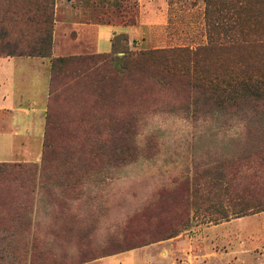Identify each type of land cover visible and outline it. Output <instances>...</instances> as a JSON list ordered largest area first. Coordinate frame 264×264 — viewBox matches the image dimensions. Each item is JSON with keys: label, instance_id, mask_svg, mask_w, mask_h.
<instances>
[{"label": "rangeland", "instance_id": "374dc122", "mask_svg": "<svg viewBox=\"0 0 264 264\" xmlns=\"http://www.w3.org/2000/svg\"><path fill=\"white\" fill-rule=\"evenodd\" d=\"M147 1L55 0V23L84 20L134 26L135 22V30L129 31L133 37L119 36L120 49L113 55L114 64L124 57L123 50L139 52L169 47L196 50L209 44L207 0H149L157 2L153 11L145 9ZM241 2L248 4L251 11L264 9V0ZM1 3L5 7L7 1ZM213 8L222 9L219 4ZM58 42L65 51L70 40L59 38ZM105 53H112L111 47ZM113 71L114 67L108 66L106 76ZM86 90L83 86L71 94L77 96ZM144 90V106L136 128L127 137L123 160L113 153L105 159L100 157L106 148L104 140L113 149L118 137L109 110L101 104L77 100L71 94L56 102L53 122L63 126H56L51 134L52 170L46 174L39 172L34 183L27 179H6L0 183L2 197H21L18 204L0 206V264H177L175 256L167 262L168 258L161 254L164 247L158 243L126 252L123 249L138 241L139 231L159 228L154 223L146 225L140 216L147 211L154 214L163 192H173L186 185L202 189L199 214L192 212V217L195 216L189 230L167 241L196 237L202 233L197 231L206 226L245 218L244 222L212 232L222 234L243 228L247 233L246 245L252 247L259 238L264 248V212L257 218H254L257 214L238 218L233 215L234 209L225 205L223 209L230 213V218L216 222L215 217L221 214L208 215L201 178H220L218 186L224 191L227 187L242 190L255 183L263 185L264 145L255 147L264 142V111L195 115L186 106H164L162 102H169L172 95L160 91L156 85L150 84ZM184 102L185 99L181 103ZM33 119V115L23 118L21 126L28 128ZM35 120V134L40 135L46 124H42L41 114ZM5 141L0 138V161L34 164L27 156L14 154L10 146L14 142L26 144L23 138L10 140L8 145ZM30 143L34 149L37 147L38 155L42 153L36 164L40 167L45 143L42 152L38 143L34 140ZM170 211L163 213V222L180 213L178 206ZM217 246L221 249L224 244L218 242ZM239 258L242 264L251 260L247 255Z\"/></svg>", "mask_w": 264, "mask_h": 264}, {"label": "trees", "instance_id": "16d2710c", "mask_svg": "<svg viewBox=\"0 0 264 264\" xmlns=\"http://www.w3.org/2000/svg\"><path fill=\"white\" fill-rule=\"evenodd\" d=\"M1 1L0 56L51 59V80L42 165L0 163V183L6 179H27L34 183L39 172L46 174L52 170L51 134L56 126L62 125L53 122V106L83 86L87 88L86 92L71 95L77 100L101 104L112 114L111 119L114 118L112 127L118 137L114 140L116 145L113 149L104 140L106 148L100 153L104 159L111 157L112 153L119 160L125 159L127 137L136 128L137 117L144 106V88L150 84L172 95L169 102H162L164 106H186L195 115L264 111V9L251 11L249 5L241 0H207L210 21L207 46L196 50L188 47L139 52L123 50L124 57L114 64L113 55L120 49L119 36L113 39L112 53L53 57L55 0H5V7ZM217 4L222 9L215 10L213 7ZM110 65L114 71L106 76V68ZM184 99L185 102L181 103ZM262 144L264 142L260 141L255 148ZM201 178L204 181L202 200L208 215L210 212L212 216L221 214L214 216L216 222L230 218V213L223 209L225 205H230L234 209L233 215L238 218L264 212V183H255L242 190L227 187L224 191L218 186L220 178ZM201 190L186 185L173 192H163L156 204L158 206L154 207V214L147 211L140 216L146 225L154 223L159 228L139 231L138 241L124 248L123 252L171 240L189 230L195 216L192 214L194 211L199 214ZM20 201L21 197L0 195L2 207ZM174 206L179 207L180 213L163 222V213L170 214Z\"/></svg>", "mask_w": 264, "mask_h": 264}, {"label": "crops", "instance_id": "0c3cea01", "mask_svg": "<svg viewBox=\"0 0 264 264\" xmlns=\"http://www.w3.org/2000/svg\"><path fill=\"white\" fill-rule=\"evenodd\" d=\"M148 1L145 9L150 11L157 9L155 0ZM135 28V25H111L84 20H66L64 23L56 21L53 57L86 55L87 52L105 53L110 47L113 49L115 36L125 34L133 37L129 31H133ZM59 30L63 31L59 38L70 40V43L65 42L67 44L65 45L66 52L58 42V36L61 32ZM50 80L51 59L0 57V138L6 140V145L10 144V140L15 141L23 138L26 144L18 145L14 142L10 146H12L14 154L18 152L25 155L26 158L30 159L28 161L33 163H38L42 155V153L38 155L37 147L34 149V144L30 142L34 140L38 143V150L40 149L39 151L42 152L46 113L50 98ZM28 103L29 107H26ZM38 114L42 115V124L44 122L45 125L40 135L35 134L37 129V120L35 119ZM32 115L35 119L32 120L28 128H23L21 120ZM21 132L25 135H20ZM34 156L35 159H33ZM259 216V214L254 215V218ZM244 220L245 218H240L220 225L206 226L203 230L198 227L200 231L197 232L202 233L196 237L160 242L158 243L159 246L164 247L161 254L168 258L167 262L173 260L174 257L172 256H175L178 259L177 264H242V261L239 260L240 255L250 257L249 264H264V248H262L259 238L252 243V247L246 245L244 238L247 233L243 228H240L239 231L237 227L222 234L212 232L224 226L244 222ZM218 242L223 243L224 247L219 249ZM255 242L257 243L254 244ZM169 245H171L170 249L168 248Z\"/></svg>", "mask_w": 264, "mask_h": 264}]
</instances>
